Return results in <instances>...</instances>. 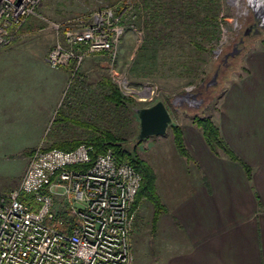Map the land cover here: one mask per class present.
I'll list each match as a JSON object with an SVG mask.
<instances>
[{"label": "rangeland", "instance_id": "374dc122", "mask_svg": "<svg viewBox=\"0 0 264 264\" xmlns=\"http://www.w3.org/2000/svg\"><path fill=\"white\" fill-rule=\"evenodd\" d=\"M158 5L162 6V16L152 18L150 7ZM119 6L123 7L120 11ZM105 10L118 18L121 30L110 51L85 55L76 70L72 63L52 68L47 61L35 58L31 62L35 71L50 76L35 78L27 105L52 103L57 88L50 92L46 83L56 70L66 74V84L48 126L32 127L26 140L0 142V196L18 187L31 156L26 154L27 148L44 149L89 135V131L56 121L58 109L122 138L125 147L143 160L144 150L155 144L165 147L167 140L150 136L137 144L138 110L162 102L171 119L167 136H173L171 126L192 122L194 115L210 118L228 82L245 71L244 55L264 39V0H41L35 14L15 31L12 42L35 16L48 27L44 34L55 35L51 50L64 43L62 32L72 29L74 21L88 23ZM53 24L61 25L62 30L56 33ZM103 78L110 79L131 101L119 108L107 103ZM54 202L56 211L63 210L61 199Z\"/></svg>", "mask_w": 264, "mask_h": 264}, {"label": "crops", "instance_id": "0c3cea01", "mask_svg": "<svg viewBox=\"0 0 264 264\" xmlns=\"http://www.w3.org/2000/svg\"><path fill=\"white\" fill-rule=\"evenodd\" d=\"M33 17L0 51V142L26 140L32 127L48 126L66 84V74L56 70L46 83L50 92L57 88L52 103L27 105L35 78L47 75L30 64L35 58L46 63L55 41ZM242 67L210 118L249 176L238 161L214 154L189 120L177 124L187 156L177 152L172 135L155 136L166 146L155 144L142 158L154 172L165 212L152 226L146 200L135 210L132 264H264V39L244 55Z\"/></svg>", "mask_w": 264, "mask_h": 264}, {"label": "built area", "instance_id": "2783aa9c", "mask_svg": "<svg viewBox=\"0 0 264 264\" xmlns=\"http://www.w3.org/2000/svg\"><path fill=\"white\" fill-rule=\"evenodd\" d=\"M40 2L0 0V49ZM117 23L110 10L88 23L74 21L47 63L52 68L72 63L76 70L85 55L110 51L121 33ZM52 26L56 33L62 30ZM91 152L85 144L32 152L18 187L0 196V264H132L129 236L140 175L118 164L110 150L94 158ZM22 194L31 197L30 204L19 201ZM55 199L63 210L54 209Z\"/></svg>", "mask_w": 264, "mask_h": 264}, {"label": "trees", "instance_id": "16d2710c", "mask_svg": "<svg viewBox=\"0 0 264 264\" xmlns=\"http://www.w3.org/2000/svg\"><path fill=\"white\" fill-rule=\"evenodd\" d=\"M145 5H147L148 7L147 3ZM160 7L162 8V6L159 5L153 8L150 7L152 18H154L155 16H159V14L160 16H162V9ZM122 8V6H119V11L122 10ZM169 11H171V9H169ZM212 19L215 21L216 16H213ZM101 85L108 91V94L104 97L105 100L107 101V103L112 104L114 107L119 108L125 106L131 101L121 95L117 86L112 83L110 79L103 78L101 81ZM55 117L56 121H64L86 131H89V135L84 139L75 138L59 141L44 149H59L63 151H70L76 149L79 145L85 144L92 147L91 156L93 158L98 154H102L110 150L118 164H127L140 175V185L135 195L132 210L135 211L141 201L146 200L153 208L152 226H154L159 215L165 212V207L162 205L156 193L155 176L152 168L144 160L140 159L135 151L126 148L124 145V140L122 138L113 135L111 132L93 124L69 117L68 115H65L63 112H61L60 109L57 110ZM191 120L201 131L206 145L214 154L218 155L219 153H222L231 160L238 161L243 167L246 175L249 176L250 170L248 166L240 162L237 157L231 152V150L222 139L218 127L210 118L194 115L191 117ZM171 130L177 152L181 156H187L180 128L173 125L171 126ZM141 141L142 140H137V144H139ZM33 151L34 150H29L26 154L30 155ZM19 201L22 203L30 204L31 197L29 195L22 194L19 196Z\"/></svg>", "mask_w": 264, "mask_h": 264}, {"label": "water", "instance_id": "95a60500", "mask_svg": "<svg viewBox=\"0 0 264 264\" xmlns=\"http://www.w3.org/2000/svg\"><path fill=\"white\" fill-rule=\"evenodd\" d=\"M139 134L142 140L150 136H163L171 121L168 111L162 102L153 106L138 110Z\"/></svg>", "mask_w": 264, "mask_h": 264}]
</instances>
